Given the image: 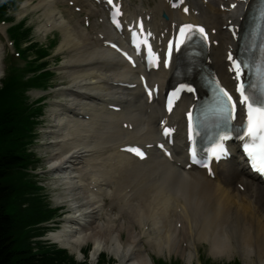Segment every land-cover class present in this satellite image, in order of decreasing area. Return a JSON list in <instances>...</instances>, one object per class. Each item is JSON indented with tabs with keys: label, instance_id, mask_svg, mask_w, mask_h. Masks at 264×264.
<instances>
[{
	"label": "bare ground",
	"instance_id": "6f19581e",
	"mask_svg": "<svg viewBox=\"0 0 264 264\" xmlns=\"http://www.w3.org/2000/svg\"><path fill=\"white\" fill-rule=\"evenodd\" d=\"M30 1L26 0L22 4L23 8ZM188 1H194L199 8L203 7L199 0ZM217 1L219 0H207L204 8L209 10L195 18H202L221 27L225 23L221 20V15L225 13L227 20L231 13L217 9L215 7ZM56 3V0H38L31 6L42 9L43 16L47 18L40 26L43 34L52 28L61 29L62 40L58 49H69L72 52L70 60L63 67L69 69L68 73L72 82L76 83V89L70 91L69 106L60 102L54 108L55 120L52 126L55 129L49 130L53 137L49 162L60 178V183L65 186L64 198L70 200L74 207L71 214L65 218L64 224L58 227V230L51 231L48 237L63 246H69L78 252L79 256L82 254L83 244L92 241L90 251L92 260H96L99 252L106 250L125 254V261L128 264H148V256L140 252V247L136 245L139 239L134 237L131 231L128 230L127 241L121 242L113 236L120 233L112 232L110 221L105 224L98 220L102 196H90L87 189L89 179L95 178L97 173L90 165L89 158H86V152L100 148V157L112 155L115 146L123 142L125 137L120 128L122 116H133L130 112L131 104L127 111L103 117L100 115V112H103L102 109L100 111L101 102L112 94L108 89L113 74L128 77L131 72L108 54L104 47L99 48L101 42L95 40L101 38H94V34L87 33L78 22L71 24L57 8ZM154 8L161 13L160 6L156 4ZM210 9L214 11L211 12ZM98 33L104 34L107 38L110 36L108 29L100 30ZM220 35L224 36V44H229L230 37L227 32ZM214 64L226 77L222 58L217 57ZM161 85H164V82H161ZM79 94L85 95L86 99L93 102L95 113L90 116L89 121L76 122L72 119L73 109L84 110L83 103L79 104L77 100ZM156 107L159 108V104ZM139 109H137L139 112L145 110L141 105ZM154 114L135 121L136 127L133 132L135 137L147 140L153 136L151 121ZM140 131L144 133L138 136ZM125 161L123 167L129 175L122 182L147 177L148 182L141 194L153 196L156 193L167 208L174 207L176 191L179 187L184 188L181 198L182 211L179 216L187 221L185 227L191 245L196 247V243L204 239L209 242L211 252L215 256L229 255L238 249L245 259L252 260L255 257L259 264H264V184L246 172L244 167L237 163L226 164L228 166L223 163L220 166V173L212 179L204 171L195 169L181 171L166 161L153 160L148 165L129 159ZM105 172L107 174V170ZM152 176L156 177L155 180H152ZM239 178L244 179V190L235 188L237 186L235 180ZM104 189L105 192L108 191L107 188ZM175 245L173 239L171 248L178 251L179 247Z\"/></svg>",
	"mask_w": 264,
	"mask_h": 264
},
{
	"label": "trees",
	"instance_id": "16d2710c",
	"mask_svg": "<svg viewBox=\"0 0 264 264\" xmlns=\"http://www.w3.org/2000/svg\"><path fill=\"white\" fill-rule=\"evenodd\" d=\"M17 95L13 86L7 85L0 92L1 113L6 112L0 118V124H5L4 128L0 127L1 134L7 133L6 123L9 116L19 121L24 120L22 111L12 112V108L17 101ZM11 108V110H10ZM27 120V116H26ZM13 151H5L0 154V264H77L76 261L68 256L64 251L56 250H34L30 244H27L22 228L28 220L26 217H33L32 212L25 214L21 208L24 200L17 202V212L11 208L12 196L17 193L18 184L7 179L9 165L19 161ZM32 208H37L31 200H29ZM12 212H14L12 214ZM43 215H35L32 221L44 218Z\"/></svg>",
	"mask_w": 264,
	"mask_h": 264
},
{
	"label": "snow or ice",
	"instance_id": "6c2138e0",
	"mask_svg": "<svg viewBox=\"0 0 264 264\" xmlns=\"http://www.w3.org/2000/svg\"><path fill=\"white\" fill-rule=\"evenodd\" d=\"M182 2V0H181ZM264 2V0H262ZM109 3H112V0H109ZM174 6H177L174 4ZM235 7V5H233ZM187 11V8L184 9ZM116 11L118 12V6L116 7ZM261 17H264V7L261 8ZM115 22V17H114ZM117 26H119L117 22ZM193 28L198 29V31L202 34L203 38L207 40V33L205 32L202 26L195 25H182L180 28V35L182 39L177 41V48H179L180 44L184 43V37L189 33ZM115 47V45H113ZM150 50V49H149ZM169 51L171 52V42ZM261 53L262 58L257 62V71L261 74V77L264 78V45H261ZM125 55H127L125 53ZM131 59V57H129ZM229 60L232 61L234 70L236 72L237 79H240L242 72L245 67H248V63L246 61H237L233 59L231 54L228 57ZM165 66H168V61L165 60ZM147 88V84L145 85ZM216 87L219 88V92L216 93V111L220 114L225 124L229 120L234 117V113L236 110L237 101L233 100L232 95L225 89L219 87V82H216ZM253 88L256 86L253 85ZM183 88H187L189 91H194L191 85L181 84L179 88L172 93V96L169 98L168 107L169 111H171L172 107V97H175L179 91ZM240 93L239 102L247 107L248 110V119L245 136L248 138V142L244 144L245 150L255 161L259 159L260 161V170L264 171V85H262L259 89V93L257 92H249L245 89L243 82L241 81L239 88L237 89ZM149 96L151 97V89H148ZM189 127L191 128V113H189ZM171 129H165V134L169 133ZM227 134H221L220 139H226ZM243 139V137H242ZM163 148V145H160ZM218 148L223 150L222 145H217ZM132 151H135L138 155L143 156L144 153L140 151L139 148H133ZM215 154V153H214ZM170 155V153H169Z\"/></svg>",
	"mask_w": 264,
	"mask_h": 264
},
{
	"label": "rangeland",
	"instance_id": "374dc122",
	"mask_svg": "<svg viewBox=\"0 0 264 264\" xmlns=\"http://www.w3.org/2000/svg\"><path fill=\"white\" fill-rule=\"evenodd\" d=\"M16 1H17L18 4H21V2L23 0H16ZM33 1L35 3H37V0H33ZM85 1L86 0H78L77 3L78 4H83V2H85ZM133 1L139 2L140 0H133ZM144 2L146 3V2H148V0H144ZM151 4L153 5V3H151ZM58 7L62 8L64 10V13H65L64 15H65V17L67 19H69L70 18V15H71V18L70 19H71L72 22H75V21L78 20V18H77L78 16H73L72 15V11L70 10L71 8H67V9L65 8V3L64 2L63 3H58ZM9 14L12 15V16H14L17 20L20 19L23 15L29 14L28 24H36V25H38L39 23H43L44 22V20L41 17H39V15H40L39 10L31 9L29 7H27V11L24 10L21 6L19 8L13 7L10 10ZM41 38H42V35L36 30V28L34 26L33 32L30 35V40L24 42V45H27L29 43V41H31V40L35 41V40H38V39H41ZM56 38L57 39H61V34L57 35V33H56ZM50 42H52L51 39H50ZM46 43L48 44L49 42L46 41ZM0 44H1V46L4 47V55H6V59L9 58V57H11V56H13L12 53L7 48H5V45H4L5 44V39H4L3 36H1ZM53 50L55 52L50 57L51 60L53 61L54 58L59 59V61H58L59 63L58 64H54L53 67L59 68L60 65H62L63 63H65L67 60H70V57L72 55V52L70 50H67V49H64V50H56V49H53ZM6 59L4 60V62H6ZM62 77H63L62 74H60V75H58V76L55 77V81L57 80L56 85H60L61 81L63 80ZM37 94L38 93H35L34 92L33 95H32V97L33 98H36L37 97ZM56 96L57 95H53L51 97V100H56L57 99ZM53 106H54V104L52 102H50V104H47L46 105V109L51 110V108ZM43 141H45V139H41V142H43ZM37 148H38V146H37ZM39 152H42V150L40 149ZM50 153L51 152H47V153L43 154L44 158H43L42 162L40 163L41 167L39 168V171L41 173H45V174L48 173V171L43 170V167L47 164V159H48ZM50 176L51 175L46 174L44 176V180L43 179H40L39 180L40 183L46 185V187H47L48 183L51 181L50 179H48V177H50ZM45 192L46 193H49L50 192V189L47 188L45 190ZM43 193H44V190H43ZM46 201H48V198L46 199ZM32 209L33 208H31V207L30 208H27L24 212L29 213V212L32 211ZM36 239L39 240L40 237L39 238H36ZM47 244L50 245L49 243H47ZM35 247H36V245H35ZM71 254L75 255L76 258L79 261L80 257L77 256V254H75V253H71ZM202 257L211 258V260H213L217 264H219L222 261L227 262V261L233 260L235 258H239L244 264H259V262L255 258L252 259V260H247V259L243 258L242 255H241V253H239V252H235L231 256H224V257H219L218 256V257H213L212 255L209 254L208 248L203 251V253L201 254V259H202ZM184 260H185V258L183 259V261Z\"/></svg>",
	"mask_w": 264,
	"mask_h": 264
}]
</instances>
